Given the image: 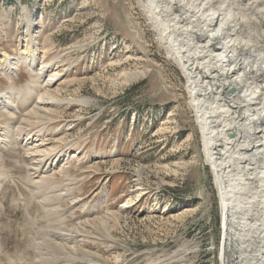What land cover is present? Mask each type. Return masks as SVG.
I'll return each mask as SVG.
<instances>
[{"label":"rangeland","instance_id":"374dc122","mask_svg":"<svg viewBox=\"0 0 264 264\" xmlns=\"http://www.w3.org/2000/svg\"><path fill=\"white\" fill-rule=\"evenodd\" d=\"M139 3L0 0V264H221L187 80Z\"/></svg>","mask_w":264,"mask_h":264},{"label":"bare ground","instance_id":"6f19581e","mask_svg":"<svg viewBox=\"0 0 264 264\" xmlns=\"http://www.w3.org/2000/svg\"><path fill=\"white\" fill-rule=\"evenodd\" d=\"M139 1L150 26L187 80L203 154L220 201L221 264H264V31H254V26L260 28L257 19L264 24V0ZM25 21L29 29L34 24L31 16ZM30 40L29 63L36 66L35 40ZM2 57L15 73L10 56ZM50 67H42L38 76L50 73ZM49 77L48 87L60 80V75ZM42 99L39 115L52 102ZM52 247L47 248L50 256L44 254V264L61 259Z\"/></svg>","mask_w":264,"mask_h":264},{"label":"trees","instance_id":"16d2710c","mask_svg":"<svg viewBox=\"0 0 264 264\" xmlns=\"http://www.w3.org/2000/svg\"><path fill=\"white\" fill-rule=\"evenodd\" d=\"M140 111H137V113H139ZM140 121V120H139Z\"/></svg>","mask_w":264,"mask_h":264},{"label":"water","instance_id":"95a60500","mask_svg":"<svg viewBox=\"0 0 264 264\" xmlns=\"http://www.w3.org/2000/svg\"><path fill=\"white\" fill-rule=\"evenodd\" d=\"M231 93H233V91H231Z\"/></svg>","mask_w":264,"mask_h":264}]
</instances>
